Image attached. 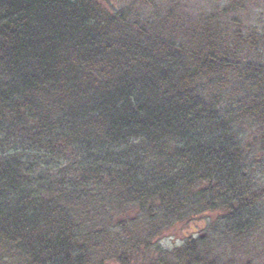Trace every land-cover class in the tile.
Segmentation results:
<instances>
[{"label":"trees","instance_id":"16d2710c","mask_svg":"<svg viewBox=\"0 0 264 264\" xmlns=\"http://www.w3.org/2000/svg\"><path fill=\"white\" fill-rule=\"evenodd\" d=\"M204 1L0 0V264H259L263 0Z\"/></svg>","mask_w":264,"mask_h":264},{"label":"rangeland","instance_id":"374dc122","mask_svg":"<svg viewBox=\"0 0 264 264\" xmlns=\"http://www.w3.org/2000/svg\"><path fill=\"white\" fill-rule=\"evenodd\" d=\"M202 3L197 5L198 9L201 10L206 6V1L201 0ZM206 9V8H205ZM250 26H255V22L260 21L264 24V0L262 3V9L257 11V13L249 18ZM262 24V27H263ZM264 47V46H263ZM264 50V48H263ZM254 131V130H252ZM207 221H197L191 224L189 227H179L176 231L165 235L160 239L159 245L164 249H173L176 246H180L185 241V238L190 236H197L203 229L206 228ZM227 250V247H220L219 252H224ZM229 254H232L231 250H227ZM226 251V252H227ZM236 256L237 254H248L247 257L253 259L259 264H264V225L259 228V231L256 235L250 240L248 244L243 247H238L235 249Z\"/></svg>","mask_w":264,"mask_h":264}]
</instances>
